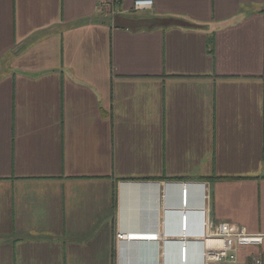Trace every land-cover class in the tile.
<instances>
[{"label": "crops", "instance_id": "1", "mask_svg": "<svg viewBox=\"0 0 264 264\" xmlns=\"http://www.w3.org/2000/svg\"><path fill=\"white\" fill-rule=\"evenodd\" d=\"M134 1L0 0V264H201L183 214L264 235V0Z\"/></svg>", "mask_w": 264, "mask_h": 264}, {"label": "built area", "instance_id": "2", "mask_svg": "<svg viewBox=\"0 0 264 264\" xmlns=\"http://www.w3.org/2000/svg\"><path fill=\"white\" fill-rule=\"evenodd\" d=\"M152 5L151 0L134 1V10L149 9ZM204 201L208 199V194L204 193ZM188 201L187 184L182 185L181 189V205L186 207ZM117 242L124 241H145L156 242L160 240L158 234H130L117 232ZM264 235L249 234L244 228H239L233 224L220 222L211 224L206 221L204 223L203 232L195 237L191 236L187 231V215L183 214L180 218V233L177 242L180 246V260L185 263L187 256V243L189 241H198L203 244L202 263L201 264H244L238 262V253L240 250L249 246H260L263 242ZM214 242L207 246V242ZM249 264H262L259 257L253 256Z\"/></svg>", "mask_w": 264, "mask_h": 264}, {"label": "bare ground", "instance_id": "3", "mask_svg": "<svg viewBox=\"0 0 264 264\" xmlns=\"http://www.w3.org/2000/svg\"><path fill=\"white\" fill-rule=\"evenodd\" d=\"M214 242H212V241H208L207 242V246H210V245H212Z\"/></svg>", "mask_w": 264, "mask_h": 264}, {"label": "rangeland", "instance_id": "4", "mask_svg": "<svg viewBox=\"0 0 264 264\" xmlns=\"http://www.w3.org/2000/svg\"><path fill=\"white\" fill-rule=\"evenodd\" d=\"M241 253V251L238 253V255Z\"/></svg>", "mask_w": 264, "mask_h": 264}]
</instances>
